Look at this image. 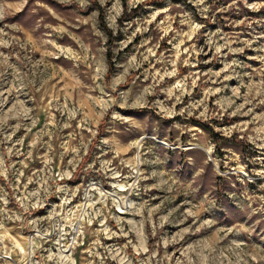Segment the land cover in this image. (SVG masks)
<instances>
[{
    "label": "rangeland",
    "instance_id": "obj_1",
    "mask_svg": "<svg viewBox=\"0 0 264 264\" xmlns=\"http://www.w3.org/2000/svg\"><path fill=\"white\" fill-rule=\"evenodd\" d=\"M0 264H264V0H0Z\"/></svg>",
    "mask_w": 264,
    "mask_h": 264
},
{
    "label": "trees",
    "instance_id": "obj_2",
    "mask_svg": "<svg viewBox=\"0 0 264 264\" xmlns=\"http://www.w3.org/2000/svg\"><path fill=\"white\" fill-rule=\"evenodd\" d=\"M137 11H138L137 6L129 8L128 5L125 3V8H124L123 14L120 18V21L122 22L123 20L132 18L134 15H136ZM110 34L112 35L111 31H110ZM109 47L111 48V45H109ZM216 135H217V138L226 139L229 142H240V139L236 138V136H234V138H231V137H226V136L220 135L218 133ZM219 180H222V178H219Z\"/></svg>",
    "mask_w": 264,
    "mask_h": 264
}]
</instances>
